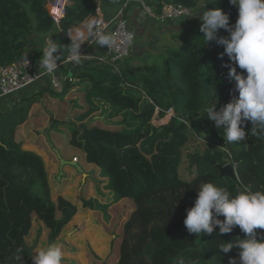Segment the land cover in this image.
<instances>
[{
	"label": "trees",
	"instance_id": "16d2710c",
	"mask_svg": "<svg viewBox=\"0 0 264 264\" xmlns=\"http://www.w3.org/2000/svg\"><path fill=\"white\" fill-rule=\"evenodd\" d=\"M100 1L105 2L70 0L59 26L66 32L95 16ZM128 1L115 2L127 3L126 12ZM143 1L156 13L167 3L191 8L199 3ZM6 3L0 2L2 64L25 53L32 34L49 32L56 26L46 0L26 2L31 19L25 20L26 15L19 18L22 24L16 21L18 4L9 7ZM213 7H221L229 15V23L235 22L237 9L228 0H212L206 5ZM199 29L196 21L191 22L173 35L174 43L148 54L134 69L119 65L116 71L108 62H82L63 91L83 85L79 90L90 108H83L71 121L59 122L51 116L55 126L68 128L64 141L83 149L87 162L98 167L96 173L104 178L103 188L112 192L113 201L134 202L120 236L116 264H179L181 260L184 264H228L229 257L238 260L237 248L227 254L218 249L223 241L234 244L244 237L238 226L222 236L217 235V227L211 235L197 237L184 225L186 210L194 205L196 189L205 182L226 188L232 195L244 190L264 191V133L253 134L251 122L242 125L247 136L232 145L236 150L233 155L222 137L223 129L215 128L204 115L205 108L215 102L217 110L229 102L234 82L227 78L225 65L229 60L223 55V46L215 40L205 46ZM218 35L227 32L221 29ZM48 92L46 88L0 112V264H32V248L24 237L32 229L34 215L55 240L78 212L104 206L92 197L77 205L80 200L68 195L67 184L58 183L55 176L61 158L48 135L50 149L39 131L27 128L38 119L43 110L41 95ZM101 107V115L81 126ZM170 109L173 115L167 123L151 122L164 118ZM116 116L122 117L118 125L102 124ZM144 133L137 144L138 136ZM195 155L201 160L193 161ZM213 159L222 166L236 164L237 179L221 175Z\"/></svg>",
	"mask_w": 264,
	"mask_h": 264
},
{
	"label": "clouds",
	"instance_id": "9594fccd",
	"mask_svg": "<svg viewBox=\"0 0 264 264\" xmlns=\"http://www.w3.org/2000/svg\"><path fill=\"white\" fill-rule=\"evenodd\" d=\"M212 0H199L198 17L200 32L205 41L215 40L224 48L223 55L229 62L227 78L234 82L233 95L229 102L218 110L216 102L205 108L204 115L214 127H223L225 144L245 140L247 122H251L253 134L264 133V0H228L237 9L234 23H229V15L221 7L206 8ZM221 29L227 35H218ZM70 43L67 45L53 39L54 33L43 38L39 67L43 74H54L67 61L80 64L91 55L82 54L81 46L88 42L99 47L111 48L113 40L102 33L97 20L87 19L80 26L66 30ZM129 41L132 40L128 36ZM240 71H237V69ZM203 115V116H204ZM194 205L187 209L184 225L189 234L197 237L211 235L218 227L217 235L230 233L239 227L244 233L235 243L224 242L218 249L224 254L233 247L238 249L237 257H229L228 264H264V191H237L232 195L226 188L213 182H205L196 189ZM220 217H223L221 219ZM259 237V238H258ZM63 250L56 242L36 251L34 264H62ZM184 264V261H179Z\"/></svg>",
	"mask_w": 264,
	"mask_h": 264
},
{
	"label": "rangeland",
	"instance_id": "374dc122",
	"mask_svg": "<svg viewBox=\"0 0 264 264\" xmlns=\"http://www.w3.org/2000/svg\"><path fill=\"white\" fill-rule=\"evenodd\" d=\"M28 1L29 0H0V2H7L6 4H8L9 7H13L12 4L14 3L18 4L17 6L19 9H17L18 17L16 21L19 24H22L19 18L25 15V20L31 19V15L25 8L26 2ZM48 1L57 4L60 0H46V2ZM96 59L97 58H94L90 61ZM78 87L81 88L83 85H78ZM52 95L54 98H58V100H47L44 103V107L48 112H51L50 116H53L56 121L61 122L69 118L70 120L75 119L76 115L82 111L83 108H90L84 92L75 88L71 89V92L66 97H62L63 94L57 91L53 92ZM97 100L98 99L95 98L96 102ZM103 112V107H101L100 110L92 111L90 117L86 118L81 124H85L90 121L93 116L101 115ZM172 113V111L169 112L167 116L162 119L156 117L152 119L151 122L153 124H158L160 120L163 119L167 122L171 115H173ZM42 117H40L39 121H36V123L30 122L27 128L28 130L40 131L48 149L51 148L49 143H47L49 137L50 141L59 152L60 158L66 160V164L62 168V173L60 170L61 160H58V168L55 174L59 179L58 183L67 184V194L80 200L77 204L78 206H81L83 200L89 199L90 197L98 200L104 206L96 207L95 210L78 212L72 221L64 228L62 234L55 240L50 239L49 228L45 226L43 221L39 220L38 217L34 215L32 229L29 234L24 237L25 244L32 248L33 255L31 263L34 264L33 257L36 251L46 247L50 242H56L63 250L64 257L62 264H116L117 255L119 254L120 236L123 233L124 223L134 207V202L131 199L113 201L112 192L103 188L102 182L104 178L96 173L98 167L87 162L85 151L64 141L67 138L66 134L68 128H59L55 126L51 118L47 115H43ZM121 119L122 117L116 116L109 118L107 121L104 120L102 124L118 125ZM221 128L223 129V127ZM221 128L218 130H221ZM44 131H47L48 137L43 134ZM59 132L63 133V136H59ZM35 135L36 134L33 136ZM144 136L145 133L138 136L136 143L140 144ZM54 157L58 158L55 152ZM71 161H75L76 164H72ZM87 181L89 182L88 189L85 190L84 185ZM71 236L73 237L71 238Z\"/></svg>",
	"mask_w": 264,
	"mask_h": 264
},
{
	"label": "crops",
	"instance_id": "0c3cea01",
	"mask_svg": "<svg viewBox=\"0 0 264 264\" xmlns=\"http://www.w3.org/2000/svg\"><path fill=\"white\" fill-rule=\"evenodd\" d=\"M65 1L66 0H60L57 2V4L54 2L56 5L55 10L58 11V7L65 4ZM115 1L116 0H105V2L100 1L97 7V13L100 12L107 19L115 22L118 12L127 4V3L116 4ZM143 2L142 0H129L128 7L126 9V17L130 23L131 29L136 35V40L134 46L131 49L130 56L126 60L121 62L120 65L121 66L123 65L124 67L129 69H134L137 66H139L142 63L143 58H145L148 54H155L160 50H162L165 46L174 43L173 35L178 34L183 29L189 27L191 25V22L196 21L199 25L202 23L201 20L196 16L190 17L193 20L181 19L175 22L174 21L161 22L158 19L149 15V13L145 8V6L147 5ZM68 3H70V0ZM46 7L49 11V5H47ZM193 9H194V14H196L199 11L198 7H195ZM93 17L94 16H91L88 19H93ZM83 22H81L78 26H80ZM49 33H54L53 39L58 40L59 43L61 44L67 45L70 43L67 37V32L63 31V29L59 26V24H56V26L54 27V29H52V31L32 34L26 52L32 55L35 59H40L42 52L38 50V48H41L43 46V38L47 36ZM105 35L109 36V32L105 33ZM104 49L105 46L99 47L97 45H94L88 51L87 54V55H91V58L88 60H83V62H90V60H92L93 58H97L104 52ZM64 55L66 57L67 52H65ZM63 73H64V69L61 68L58 71V74L62 75ZM65 86H66V82H64V87ZM46 88L49 90V92L44 95H41L43 110L40 111V115L38 116V119L33 122L36 123V121H39L40 117H42L43 115H47L51 118L50 116L51 112H48L46 110V108L44 107L45 106L44 103L47 100L56 101L58 100V98H54V96L50 93L51 91L56 92V90L52 88L48 79H44L43 82H39L33 86L24 88L8 96H0V112L11 107L18 100L28 98L34 94H40L39 92L45 90ZM73 88L77 90L80 89L77 85L72 87L71 89ZM71 89L67 92L61 91L60 93L63 94L62 97L63 96L66 97L71 92ZM38 107H39L38 104L35 105L33 107V111H35V109H37ZM28 125L30 124L28 123Z\"/></svg>",
	"mask_w": 264,
	"mask_h": 264
},
{
	"label": "built area",
	"instance_id": "2783aa9c",
	"mask_svg": "<svg viewBox=\"0 0 264 264\" xmlns=\"http://www.w3.org/2000/svg\"><path fill=\"white\" fill-rule=\"evenodd\" d=\"M68 2L69 0H66L65 4L59 6L58 11L55 10L56 5L54 2L46 3V6L49 5V14L56 24H60V21L65 14V8ZM125 7L126 5L118 12L115 22L107 19L100 12H98L93 17V19L97 20L98 26L100 27L102 33L105 34L109 32V36L113 40L112 47L108 48L105 46L104 52L98 56L96 60L99 62H108L114 64L116 71H118L120 63L130 56L131 49L134 46L136 40V35L131 29L130 23L126 17ZM145 8L150 16L158 19L161 22L178 21L193 17L192 15H194L193 8L180 3H167L163 6L159 13H156L149 6H145ZM128 36L132 37L131 41L127 39ZM94 45L95 44L85 42L81 46V53L88 54V51ZM67 55L65 57L66 62L63 65H60L54 74H43L44 70L39 67V59H35L28 52L23 53L20 57L16 58L10 63H0V96H8L10 94L16 93L24 88H28L39 82H43L44 79H48L54 90L58 92L63 91L64 82L74 80V73L83 62L82 61L80 64L68 62ZM61 68L64 69V73L62 75L58 74V71ZM171 111L173 112V110L170 109L168 113ZM167 122H162V120H160L158 124H165ZM232 165L236 169V164Z\"/></svg>",
	"mask_w": 264,
	"mask_h": 264
},
{
	"label": "water",
	"instance_id": "95a60500",
	"mask_svg": "<svg viewBox=\"0 0 264 264\" xmlns=\"http://www.w3.org/2000/svg\"><path fill=\"white\" fill-rule=\"evenodd\" d=\"M68 121H71L70 118L68 119ZM81 126H85V124H81ZM44 134L47 135V131H44ZM216 141V140H215ZM230 152L235 155L236 154V150L232 148V145H227ZM196 160H201V157L199 155H195L193 157V161H196ZM212 163L214 164H217L216 160L213 159L211 160ZM66 163V160H61L60 162V170H61V173H62V168L64 166V164ZM72 164H76L75 161H71ZM220 171H221V175H226V176H230L232 178H235L237 179V173H236V169L233 167L232 164H227V165H219L217 164ZM60 177V176H59Z\"/></svg>",
	"mask_w": 264,
	"mask_h": 264
},
{
	"label": "bare ground",
	"instance_id": "6f19581e",
	"mask_svg": "<svg viewBox=\"0 0 264 264\" xmlns=\"http://www.w3.org/2000/svg\"><path fill=\"white\" fill-rule=\"evenodd\" d=\"M162 122H166V120H165V119H163V120H162Z\"/></svg>",
	"mask_w": 264,
	"mask_h": 264
}]
</instances>
